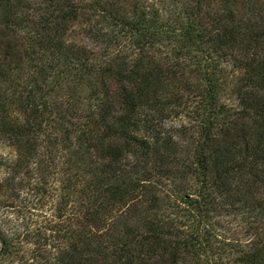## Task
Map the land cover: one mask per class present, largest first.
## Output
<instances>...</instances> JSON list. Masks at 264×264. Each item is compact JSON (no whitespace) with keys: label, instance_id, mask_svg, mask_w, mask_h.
I'll list each match as a JSON object with an SVG mask.
<instances>
[{"label":"trees","instance_id":"obj_1","mask_svg":"<svg viewBox=\"0 0 264 264\" xmlns=\"http://www.w3.org/2000/svg\"><path fill=\"white\" fill-rule=\"evenodd\" d=\"M0 264H264V0H0Z\"/></svg>","mask_w":264,"mask_h":264},{"label":"rangeland","instance_id":"obj_2","mask_svg":"<svg viewBox=\"0 0 264 264\" xmlns=\"http://www.w3.org/2000/svg\"><path fill=\"white\" fill-rule=\"evenodd\" d=\"M225 100H226L227 102H229L230 104H232V102H233L232 98H231V97H229V96H228V97H226V98H225Z\"/></svg>","mask_w":264,"mask_h":264}]
</instances>
